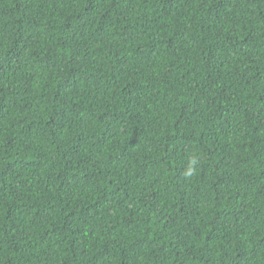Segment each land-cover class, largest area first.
Wrapping results in <instances>:
<instances>
[{"label": "trees", "instance_id": "16d2710c", "mask_svg": "<svg viewBox=\"0 0 264 264\" xmlns=\"http://www.w3.org/2000/svg\"><path fill=\"white\" fill-rule=\"evenodd\" d=\"M0 264H264V0H0Z\"/></svg>", "mask_w": 264, "mask_h": 264}, {"label": "clouds", "instance_id": "9594fccd", "mask_svg": "<svg viewBox=\"0 0 264 264\" xmlns=\"http://www.w3.org/2000/svg\"><path fill=\"white\" fill-rule=\"evenodd\" d=\"M199 165L198 156H193L188 163L187 168L183 172V176L186 180H191L196 174Z\"/></svg>", "mask_w": 264, "mask_h": 264}]
</instances>
